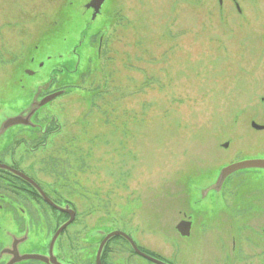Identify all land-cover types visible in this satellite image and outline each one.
Listing matches in <instances>:
<instances>
[{"label": "rangeland", "instance_id": "374dc122", "mask_svg": "<svg viewBox=\"0 0 264 264\" xmlns=\"http://www.w3.org/2000/svg\"><path fill=\"white\" fill-rule=\"evenodd\" d=\"M174 1L110 0L94 22L91 0H0V97L23 93L36 46L56 61L45 71L62 66V86L77 79L43 113L60 126L46 153L17 158L76 213L54 246L61 264H96L112 232L167 264H264V239L248 242L232 221L238 181L218 207L196 189L264 157V132L252 129L264 125V0H237L242 16L234 0ZM24 208L33 221L0 217L1 261L14 258L12 241L20 255L45 256L67 223L44 205ZM191 215L186 238L178 227ZM131 249L115 239L106 263L154 264Z\"/></svg>", "mask_w": 264, "mask_h": 264}, {"label": "flooded vegetation", "instance_id": "af4514ba", "mask_svg": "<svg viewBox=\"0 0 264 264\" xmlns=\"http://www.w3.org/2000/svg\"><path fill=\"white\" fill-rule=\"evenodd\" d=\"M109 1L110 0L105 4ZM225 1L226 0H218L220 9H223ZM182 2L187 3V0H182ZM232 3L236 13L242 16L241 3L237 0H234ZM247 3H250V0ZM172 5L177 7L178 5H181V2L180 0H175ZM104 7L105 5L102 10ZM221 11L222 10H220V12ZM89 12L91 13V16ZM89 12H87V14L91 17L92 21L94 11L91 10ZM221 13L223 14V12ZM97 18L93 21L95 22ZM100 46L102 45L100 44ZM35 49L38 50L37 57L30 58L29 56L27 67L22 68L20 71L21 78L18 83L19 85L21 84V91H23V93L0 97V217L3 216L11 220L15 219L19 223L25 222L26 219L33 221L31 214L26 208H24V206L37 204L39 206L44 205L48 207L57 214L59 218L62 219L64 217V220L68 222L70 216L61 213L50 206V204L47 203L46 198L61 208L68 206L71 209L72 205L67 203L63 205L53 195L46 192L45 186L38 183L34 179L35 176L31 174V177L30 174L23 169L24 167H22V164L19 161L22 160V158L17 159L22 157V155H20L22 149L27 150V153H32L33 156H38L36 155L37 153H46L44 151L47 150V143L51 138V135L57 132V130L54 131V129L50 130V125L52 127V123H54L59 129L60 126L58 124L59 119L57 116L45 119L43 118V113L51 106V104L63 97L69 91L76 90L75 85L72 84H74L77 79L71 81L70 85L66 83L67 85L62 86L64 83L62 77L63 69H61L62 66L55 65L54 70H50L49 72L45 71L48 64L50 66L56 61L52 56H47L45 52L41 51L39 46H36ZM72 53L76 54L74 58L78 62L80 59V57H78V49L75 48ZM59 57L62 59L61 55H59ZM27 82L29 83L28 85ZM254 124L263 129H256L253 126ZM252 129L257 132H264V125L261 126L253 122ZM27 153H25V155ZM250 160L264 161V157L248 158L245 161ZM221 171L217 176L215 174V178L210 180H206L204 176L199 179L200 186L196 189L200 196V202H204L211 198L215 201L217 207L220 205L223 206L224 201H228L225 198L227 187L229 186L228 182L232 179H234L235 182L238 181L233 187V198L231 199L233 205L231 206L230 212L232 221L238 226L236 230H240L244 236H247L246 240H248V242H250L249 240L253 238V236L264 239V168L240 170L230 175L222 184V187L215 188L220 178ZM190 217L191 219L182 220L189 221L187 223L190 224V226H188L189 236L186 238L191 237L194 224L193 216L191 215ZM59 224L62 225V222ZM61 225L59 227H61ZM23 239L24 237L19 240L17 239V242H21ZM13 245L14 242L12 241V244L8 247L11 248ZM20 246H22V244ZM20 246L18 247V252L20 251L21 253ZM2 248L0 249V252ZM263 253L264 252H262V255ZM49 254L50 253L48 252L45 257ZM258 255L259 254H257V257ZM56 258L59 262V258ZM6 260V262L0 260V264L10 263L12 256L8 255V259ZM48 262L49 263H37L52 264L50 260ZM20 264L28 263L24 262Z\"/></svg>", "mask_w": 264, "mask_h": 264}, {"label": "water", "instance_id": "95a60500", "mask_svg": "<svg viewBox=\"0 0 264 264\" xmlns=\"http://www.w3.org/2000/svg\"><path fill=\"white\" fill-rule=\"evenodd\" d=\"M107 1L108 0H91V2L86 6L87 10H93L94 11L93 20H95L99 15H101L102 8ZM253 126L256 129H263L262 127H259L255 124ZM228 146L229 145H225V148H228ZM252 168H264V161H262V160H260V161L259 160L258 161H245V162L234 164V165H231L229 167L224 168L221 171L220 178H219L218 183L216 184L215 188H218L220 186L222 187L223 186L222 184L225 182V180L230 175H232V174H234L240 170L252 169ZM46 201H47V203L50 204V206H52L57 211L64 213V214H68L70 216V220L66 224H64L62 227H60L59 230L54 235L52 242H51V246H50L49 257L36 255V254L20 255V253L18 252L17 246L13 245L12 247L14 249H12L13 250L12 253L14 255V258L8 264H19V263L26 262V261H36V262L49 263L48 262L49 260L51 261L52 264H61L60 262H58L57 258L54 256V252H53L54 246H55L59 236L75 221L76 213L74 211H72L68 206L65 208H61V207L55 205L54 203H52L47 198H46ZM188 226H190V224L182 223V225H180L178 227V230L181 232L182 236H184V237L189 236V227ZM114 238L125 239L131 245L133 251L138 256L144 258L145 260H148L154 264H167L165 262H162V261L152 257L151 255H148V254L142 252L140 250V248H138V246L135 244V242L128 235L121 233V232H112L104 238V240L102 241V243L99 247L98 253H97V258H96L97 264H102L101 257H102L103 250H104L105 246L107 245V243Z\"/></svg>", "mask_w": 264, "mask_h": 264}, {"label": "trees", "instance_id": "16d2710c", "mask_svg": "<svg viewBox=\"0 0 264 264\" xmlns=\"http://www.w3.org/2000/svg\"><path fill=\"white\" fill-rule=\"evenodd\" d=\"M115 239H119V238H114V239L110 240V242L106 245V247H105V249H104V252H103V255H102V263H103V264H107V263H106L107 250L109 249L110 244H111ZM120 239H122L123 241L126 242V240H124L123 238H120ZM131 251H132V250H131ZM144 252H146V251H144ZM132 253H134V252L132 251ZM147 253H148V252H147Z\"/></svg>", "mask_w": 264, "mask_h": 264}, {"label": "bare ground", "instance_id": "6f19581e", "mask_svg": "<svg viewBox=\"0 0 264 264\" xmlns=\"http://www.w3.org/2000/svg\"><path fill=\"white\" fill-rule=\"evenodd\" d=\"M251 161V160H250ZM254 161H258V160H254ZM260 161V160H259ZM243 162H245V161H243ZM239 163H242V162H239ZM236 164H238V163H236ZM180 225H182V223L180 224ZM184 237V236H183ZM186 237H188V236H186Z\"/></svg>", "mask_w": 264, "mask_h": 264}]
</instances>
